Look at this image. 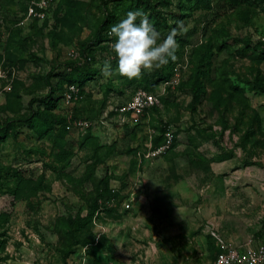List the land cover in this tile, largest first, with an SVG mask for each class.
<instances>
[{
	"label": "rangeland",
	"instance_id": "374dc122",
	"mask_svg": "<svg viewBox=\"0 0 264 264\" xmlns=\"http://www.w3.org/2000/svg\"><path fill=\"white\" fill-rule=\"evenodd\" d=\"M31 1L0 0V129L13 124L0 134V264H198L213 234L264 246V92L251 84L264 85V58L242 43L264 42V0H148L161 39L183 24L177 59L139 78L105 76L106 61L116 67L111 38L68 103L62 65L80 59L106 15L116 24L137 10L133 0H53L35 20ZM128 85L158 99L138 121L117 111ZM51 87L64 123L22 121L45 111ZM164 128L174 145L149 157Z\"/></svg>",
	"mask_w": 264,
	"mask_h": 264
},
{
	"label": "trees",
	"instance_id": "16d2710c",
	"mask_svg": "<svg viewBox=\"0 0 264 264\" xmlns=\"http://www.w3.org/2000/svg\"><path fill=\"white\" fill-rule=\"evenodd\" d=\"M182 1L183 0H179V2H182ZM185 1H191V0H185ZM195 1L198 3L202 2L204 4L203 5L204 8L208 9L209 3L211 0H195ZM132 2H133L132 5H133L134 10H140V11L144 12L145 10L151 8V5L149 4L148 0H133ZM230 3H232V5H235L237 3V1L236 0H230ZM181 8L183 9L184 7H181ZM104 10L106 12L108 11L107 7L105 5H104ZM151 21H153V20L151 19ZM114 24H115L114 17L112 15H106L104 21L102 22V24H100L98 26V28L94 32L93 36L90 39L84 40L79 44L80 59L73 60V61L71 60V61H68L62 65V66H64V71L61 74V81L63 82V84H65L66 87L70 86V85H77L78 87L81 88L85 84V82L92 80L97 75V73H98L97 70L93 69L91 66V64L93 63V57L91 55V52L93 50H95L96 48H106L108 46L106 44H108L110 39L115 38L113 36H109V34H108L111 26H113ZM242 43H243V46L245 49H250L252 47V50H257L259 55H261L264 58V42L258 41L255 45H251V41L243 40ZM209 54L212 55L211 50H209ZM203 60L204 59H201L202 62H203ZM209 61H210V59L207 58L206 64H208ZM57 68H59V66H57L55 69H57ZM197 74H198V72H197ZM197 74L194 76V80L192 81V84H191L192 104L196 103L199 100L200 95L202 94L201 89L203 87V84H202L201 80L199 79V75H197ZM52 76H53V71H50L48 73V75L46 76V79L48 80ZM169 77H170V75H168L167 77L160 76L159 80L167 81V79ZM251 84L253 87L258 88L259 90L264 92V85H263L262 78L260 76H256ZM65 88L63 87V90ZM131 88H133V86L128 85L125 89H131ZM59 89L60 88L53 89L51 87L49 94L43 98V102L46 106V109L44 112L34 113L33 118L25 119L22 121L29 123L33 119L36 118L37 120H39L44 125V127L46 129L47 128L52 129L56 125L63 124L64 120L61 117H58L52 113L53 110L57 106V100L55 98H53V95ZM133 89H138V88L134 87ZM144 90L152 93L148 89L144 88ZM231 91L232 92L236 91V93H232V92L229 93L232 96L240 94V93H238V88H236V87H232ZM120 94L124 95V90L121 91ZM154 108L155 107H152V110ZM32 123H33V121L31 122V124ZM12 127H13L12 123L6 124L5 127L0 129V134L2 136H6V134L8 133V130ZM165 131H166L165 128L161 129V134L152 139V146H151L152 149H155L162 144ZM174 143H175V139H174L173 145H174ZM99 196H103L102 193ZM112 196L116 197L117 194H112L111 198H112ZM90 209H91V211H90V216H91L97 210V207H96V205H94ZM212 240H213V245L211 246V251H210V254L212 255V256L210 255L211 259H213L214 255L218 252L216 240L214 239L213 236H212Z\"/></svg>",
	"mask_w": 264,
	"mask_h": 264
},
{
	"label": "clouds",
	"instance_id": "9594fccd",
	"mask_svg": "<svg viewBox=\"0 0 264 264\" xmlns=\"http://www.w3.org/2000/svg\"><path fill=\"white\" fill-rule=\"evenodd\" d=\"M182 30L183 24L178 22L177 27L161 39L147 14L140 10L129 11L125 18L110 28L109 36L115 37L111 50L116 67L113 68L111 62L106 61L102 66L103 74L133 79L139 78L143 70L164 68L177 59L179 44L176 36Z\"/></svg>",
	"mask_w": 264,
	"mask_h": 264
},
{
	"label": "built area",
	"instance_id": "2783aa9c",
	"mask_svg": "<svg viewBox=\"0 0 264 264\" xmlns=\"http://www.w3.org/2000/svg\"><path fill=\"white\" fill-rule=\"evenodd\" d=\"M53 0H32L28 7V17L32 19H44L46 12L50 7V2ZM76 85H70L66 91L65 100L70 102L73 95L76 93ZM158 104L157 96L142 88L136 89L131 98L123 102L117 107V111L121 116L128 117L133 121H138L146 114V111ZM81 127L87 128L89 124L82 122ZM174 134L171 129H166L163 142L160 146L150 150L149 157L155 158L165 154L173 145ZM129 204L125 205L129 209ZM218 247V252L214 255L213 259L197 257L198 264H264V246H253L252 242H247L244 245H232L224 242L219 237L213 234Z\"/></svg>",
	"mask_w": 264,
	"mask_h": 264
},
{
	"label": "crops",
	"instance_id": "0c3cea01",
	"mask_svg": "<svg viewBox=\"0 0 264 264\" xmlns=\"http://www.w3.org/2000/svg\"><path fill=\"white\" fill-rule=\"evenodd\" d=\"M244 244H245V243H244ZM244 244H243V245H244ZM233 245H234V244H233ZM252 245H253V246H257L255 242H253ZM240 246H241V245H240ZM208 260H209V258H208Z\"/></svg>",
	"mask_w": 264,
	"mask_h": 264
}]
</instances>
